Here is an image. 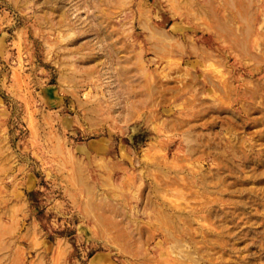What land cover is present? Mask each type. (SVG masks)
I'll use <instances>...</instances> for the list:
<instances>
[{
    "label": "rangeland",
    "instance_id": "rangeland-1",
    "mask_svg": "<svg viewBox=\"0 0 264 264\" xmlns=\"http://www.w3.org/2000/svg\"><path fill=\"white\" fill-rule=\"evenodd\" d=\"M0 264H264V0H0Z\"/></svg>",
    "mask_w": 264,
    "mask_h": 264
}]
</instances>
